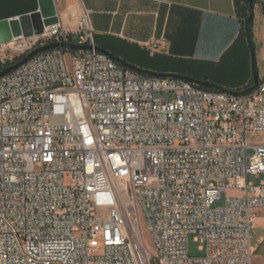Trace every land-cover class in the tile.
<instances>
[{
  "label": "built area",
  "instance_id": "obj_1",
  "mask_svg": "<svg viewBox=\"0 0 264 264\" xmlns=\"http://www.w3.org/2000/svg\"><path fill=\"white\" fill-rule=\"evenodd\" d=\"M50 43L85 48L0 76V264H252L264 76L241 93L143 75L98 49L88 12L10 44Z\"/></svg>",
  "mask_w": 264,
  "mask_h": 264
},
{
  "label": "crops",
  "instance_id": "obj_2",
  "mask_svg": "<svg viewBox=\"0 0 264 264\" xmlns=\"http://www.w3.org/2000/svg\"><path fill=\"white\" fill-rule=\"evenodd\" d=\"M54 1L66 30L75 31L88 12L97 47L131 65L157 74L190 76L230 91L254 85L249 36L236 0ZM253 2L250 37L261 79L264 0ZM250 245L252 264H264V207L256 211Z\"/></svg>",
  "mask_w": 264,
  "mask_h": 264
},
{
  "label": "water",
  "instance_id": "obj_3",
  "mask_svg": "<svg viewBox=\"0 0 264 264\" xmlns=\"http://www.w3.org/2000/svg\"><path fill=\"white\" fill-rule=\"evenodd\" d=\"M250 4V14L246 20V30L249 36V45L251 47L252 61H253V75H254V85L243 90L241 93H246L252 91L259 84V76L256 70V56L255 49L253 46L252 39L250 37L251 24L254 19V2L249 0ZM59 22V17L56 12L55 1L54 0H0V45L9 43L13 40H20L23 38H28L33 35L42 34L46 26H50ZM59 46H69L72 48H85L79 45L71 43H50L44 46H40L33 51L25 55V57L14 63L4 70L0 71V76H3L14 69L18 68L22 64L26 63L32 57L40 52L46 51L48 49L59 47ZM98 49L111 56L113 59L119 61L120 63L127 65L142 74L148 75H158L163 77H176L188 80L192 83L198 84L205 88H216L218 90H225L213 83L208 81L197 80L190 76H183L178 74H157L140 67L129 64L127 61L120 59L112 55L109 51L103 48Z\"/></svg>",
  "mask_w": 264,
  "mask_h": 264
},
{
  "label": "rangeland",
  "instance_id": "obj_4",
  "mask_svg": "<svg viewBox=\"0 0 264 264\" xmlns=\"http://www.w3.org/2000/svg\"><path fill=\"white\" fill-rule=\"evenodd\" d=\"M20 40H17V41H20ZM74 40H75V38H74ZM11 42H13V41H11ZM11 42L0 45V61H2V59H5V60L14 59L15 57L21 55L20 52H17L13 49V47L15 45L10 44ZM184 61L185 60H183V62ZM157 96L161 97L162 93H157ZM169 96H170V98H173L174 94L169 93ZM248 140L251 142L264 143V132H249L248 133ZM261 179H264V173L260 174V178H257V176H255V175L249 176V180L255 184H259ZM238 194H240V192L238 190H228L226 193L227 196H234V195H238ZM223 202H224V198L218 204L222 205ZM143 234L145 237V240H144L145 245L150 247L149 235H148V231H147V228H146V225L144 224V222H143ZM190 254L192 256H200L203 254L199 250V244L197 242H195L192 237L190 240ZM53 264H57V263H53Z\"/></svg>",
  "mask_w": 264,
  "mask_h": 264
},
{
  "label": "trees",
  "instance_id": "obj_5",
  "mask_svg": "<svg viewBox=\"0 0 264 264\" xmlns=\"http://www.w3.org/2000/svg\"><path fill=\"white\" fill-rule=\"evenodd\" d=\"M236 2H237V11L244 16V20L246 23V20L248 19L250 14L249 0H236ZM251 36H252V31H251ZM24 57L25 55H19L15 57L13 60H8L5 62L0 61V71L4 70L5 68H7L8 66L14 63L21 61Z\"/></svg>",
  "mask_w": 264,
  "mask_h": 264
},
{
  "label": "bare ground",
  "instance_id": "obj_6",
  "mask_svg": "<svg viewBox=\"0 0 264 264\" xmlns=\"http://www.w3.org/2000/svg\"><path fill=\"white\" fill-rule=\"evenodd\" d=\"M14 41V40H13ZM16 41V40H15Z\"/></svg>",
  "mask_w": 264,
  "mask_h": 264
}]
</instances>
